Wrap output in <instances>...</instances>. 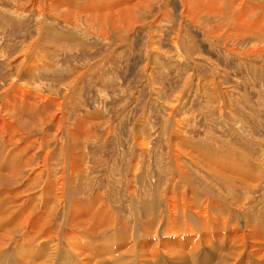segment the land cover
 Wrapping results in <instances>:
<instances>
[{"label": "rangeland", "instance_id": "374dc122", "mask_svg": "<svg viewBox=\"0 0 264 264\" xmlns=\"http://www.w3.org/2000/svg\"><path fill=\"white\" fill-rule=\"evenodd\" d=\"M122 8L123 11L117 12ZM0 20V91L11 75L29 64H33L31 73L36 90L39 87L42 94L61 99L71 90L65 117L80 140L71 144L76 160L73 161V184L76 181L69 186L68 197L73 195L72 202L78 203L74 209L82 208L78 214L91 211L90 216L94 208L90 207L91 210L80 201L91 195L100 197L98 205L108 209L107 214L115 222L105 230L100 226V215L93 216L96 220L88 218L87 223L94 230L83 228L85 233L81 228L84 220L76 216L77 225L73 222L71 227L73 234L67 228L62 230L64 235L55 230L53 251L49 249L50 244L41 245L43 239L35 236L38 228L32 225L29 241L17 233L0 249V264H39L41 258L47 257L50 264H82L86 259L81 257L83 254L89 257L83 264H88V259L89 264L99 261V264H120V261L121 264H179L180 258V264H219L226 260L220 239L228 234L229 225L235 219L243 224L238 214L237 218L232 215V222L223 228L216 223L217 230L203 232L196 226L197 231L187 233H180L183 230L174 223L175 216L173 220L169 216L175 232L166 234V200L161 197L167 193L166 186L169 185L168 191L173 189L175 179L181 185L179 176L168 165V147L171 138L179 139L183 134L186 135L183 136L186 146L181 144L186 152L183 162L198 170L190 172L189 183L194 188L191 187L187 197L199 206L198 201L208 195L210 201L222 199L225 206L232 208L236 202L231 197L239 192L247 215L264 220V184H257L250 195L253 199L247 200L244 189H239L245 185L238 181L246 175H224L236 188L226 186L227 181L207 172L206 166H212L210 159L200 161L196 154L203 150L207 151L206 158L251 160L257 165L255 157L260 146L264 147V0H0ZM50 32L55 33L52 47L48 45ZM32 54L39 60L37 65L30 58ZM174 94L179 98L173 110L170 104L175 102ZM175 120L185 123L180 136L174 128ZM32 127L20 141L31 142L26 148L28 154L44 134L37 125ZM137 135L144 143L143 151L134 145ZM9 146L13 147L10 143ZM36 151L34 155L38 159L42 148ZM15 152L24 156L16 149ZM0 173L8 177L11 171L0 168ZM26 174L24 170L15 183L24 184ZM129 180L134 182L131 190ZM3 186L0 187L3 193L11 188L6 183ZM55 205L49 208L45 219L61 222L62 212ZM179 213L177 208L176 214ZM212 215L214 219L220 216L215 210ZM187 220L188 224L196 225L189 217ZM157 222H160L157 230L160 247L156 245L157 237L152 236ZM218 232L220 236H216ZM32 237L39 241L35 242ZM137 239L141 247L137 246ZM17 251L27 255L19 256ZM141 254H145L146 260ZM241 261L249 262L248 259Z\"/></svg>", "mask_w": 264, "mask_h": 264}, {"label": "bare ground", "instance_id": "6f19581e", "mask_svg": "<svg viewBox=\"0 0 264 264\" xmlns=\"http://www.w3.org/2000/svg\"><path fill=\"white\" fill-rule=\"evenodd\" d=\"M193 4L194 3L192 2L191 6H193ZM197 5H198V3H196L194 6L197 7ZM41 7H43V6H41ZM123 10H124V8L120 9V11L118 10L117 12L120 13ZM13 12H15V10H13ZM71 16H73V15H71ZM50 33H51V34H49L50 37L48 36L49 37L48 39L50 40L48 42H50V43H48V45H49V47H52L55 45V42L53 41L55 33L54 32H53L54 34L52 32H50ZM24 56H27L26 51L24 52ZM34 57H35L34 54L30 55V58L37 65L39 63V60L36 59L37 57L34 59ZM32 68H33V64H29V65L25 66L24 68L18 69L17 72L15 73V75H13V76L11 75L6 87L5 88L3 87V90L0 91V168H6V169H9L11 171V174H9L8 177L4 176L3 173H0V178L5 177L4 179L0 180V187H4L3 185L5 183H6L7 187H11V188H8L5 193L0 191V228H1L0 229L1 230L0 231V249H4L7 245V243L10 242L11 238L14 237V234H17V233H20L22 235L21 238L23 237L26 240L31 239L30 235L33 232L31 233L30 231H32V229H34L33 226H36V228H38V229L37 230L35 229L36 232H34V234L38 239H40V240L43 239V242H41V245H43V247H44V245L46 243H48V245L50 244V248H49L50 251L51 250L53 251V249H56V248H53L55 230H57V231L60 230L62 232V234L64 235V233H63L64 231H62V230L67 228L68 233L70 235H71V233L73 234V231H72L73 228L71 229V227L73 226L74 223H76V225H77V222H75L76 216H79V218L84 220V223H83L84 227L83 226L81 227L82 230L84 228L90 232H92V230H94V228H89L91 225L87 223L88 218H90L92 220H96V217L100 215L99 223H101L100 226H102L103 229H105V230L109 229L112 226V224H115V222L113 223L112 222L113 218L109 217L112 215L107 214L108 209L106 210L103 207V205H101V206L98 205L99 203H97V200L99 201L100 197L97 199V197H93V195H91V197H89L83 201H80V204L82 203L83 205L87 206V208L88 207L94 208V212L92 213V216H90L91 211H84V212L81 211L82 213L78 214V212H79L78 210H81L82 208L81 209L79 208L78 210L74 209L75 203H76V205L78 203L72 202V200L74 201V199L72 198V196H73L72 193H71L72 196L68 197V195L70 194L68 192L70 189L69 186L74 185L75 181H76V179H75L74 184H73V175H72L73 171H74L73 161H76V160L72 155L73 151L71 149V144L75 143L76 140L79 141L80 138H78L79 137V136H77L78 134L75 133L76 131H72L73 128H72V130H71V128H69L70 126L68 125V121H67L68 119H66L67 117H65L67 115V114L65 115V109L68 107L69 103L71 102L70 97L72 95V92H71V90H69L68 92H65L64 97L61 99L53 98L50 95L42 94L41 89H39V87L37 88L38 90H36L37 86H36L35 82H33L34 78H32L33 75L31 73ZM78 74L80 75V72ZM81 75H82V72H81ZM76 85L78 86V84H76ZM65 86H67V85H65ZM212 86H213V84H212ZM202 89H203V87H202ZM206 90L207 89H205V91ZM210 90H212V89H210ZM178 96L179 95H177V94L173 95V99L175 100V102H173V100L171 101V102H173L172 104H170L171 109H173L172 107L174 104H177V100L179 98ZM179 101H180V99H179ZM171 102H169V103H171ZM179 103H181V102H179ZM220 104H221V102H220ZM173 110H172V112H173ZM222 111H223V109H222ZM170 115H172V113H170ZM78 118H80V117L78 116ZM81 119L82 118H80V120ZM223 120H224V122L227 121L226 119H223ZM79 122H81V121H79ZM82 123H83V120H82ZM174 124H175L174 128H176L177 133L180 136L183 128L185 127V123H181V122L177 123V120H175ZM35 125H37L39 127V129L42 132H44V134H42L43 137L41 136V137H39V139L36 138L38 140V145H37V147L34 146L35 148L31 154H28L26 148H27V146H29V144L31 142L28 143V141H27V142L20 143V141L22 142V140H23L22 137L26 136V134L29 132L30 126H31V128H33L32 126H35ZM72 125L74 126V123ZM142 126H143V124H142ZM79 128H81V127H79ZM84 131H82V132H84ZM2 134L4 135V138H2L3 137ZM183 136H186V135L183 134L182 137H180L179 139L176 137L178 140L176 138L174 140L171 138V141L169 142L170 148L168 147V153H169L168 165L170 164V166H169L170 169L173 172H175L176 175L179 176L180 181H181V185H179L180 182L177 183V180L175 179L172 183V186L174 185L173 189L168 191L169 185H168V187L166 186L165 187L166 189L164 188V190H166L167 193H163L164 197H161L163 200L164 199L166 200L165 201L166 202V208L165 209L167 212L166 219H165L167 221V225L165 228L166 234H167V232H175V226H174V224H172V221H169V219H168L169 216L170 217L172 216V220L175 216V219H174L175 222L174 223L181 226L179 229L183 230L181 232L179 231L180 233H183V232L187 233V232H192L193 230L197 231V230H195L196 226L203 232L205 230H209V231L217 230L215 228L216 223L219 225L218 227L223 228V227L227 226L228 223L232 222L231 221L232 215H235V217L237 218L236 214H238L239 218L241 217L243 224L240 225L241 222L238 221V219H235V221H233L234 224L231 223L229 225L230 231L228 232V234L227 233L223 234V236L221 237L220 240H221V243L224 244V249H225L224 252L226 254V256H225L226 260L222 261L219 264H264V225H263L264 220H260L261 221V223H260V221L257 219V217L255 215H252V216L247 215L248 213H246L244 211L243 205L241 204V201H240L242 197L238 196L239 192L237 193V196L231 197L232 200L236 202V205L232 206V208L227 207V205L225 206L222 199H220V201H222V203L219 200L215 201V199H214V201H210L211 198L209 199L208 195L202 201H201L202 198L200 197L201 198L200 199L198 197L200 199L198 201L199 206L196 205L197 202L194 199H189L187 197L190 195L189 191H191L190 190L191 187H193L189 183L190 172L191 171L196 172L198 170L197 169L193 170V169L187 167L188 165L186 166V163L183 162L184 158L186 157V156L184 157V155H186L185 150L181 149V144L184 143L183 140H184V138H186ZM134 140H135L134 141L135 147L137 146L140 149V151H143L144 143H142L143 141H141V136L137 135V138H135ZM71 141H72V143H71ZM52 142H53V145L51 144ZM263 142L264 141H262V143ZM9 143L16 150L20 151L22 153V155H24V156H19L18 154H16L15 149L13 147H10ZM185 143H184V145H185ZM262 146H263V144H262ZM262 146H260L261 148L259 149V151L255 157L256 159H258L257 165H255L251 160H248L247 162H242V161L237 160V159L236 160L235 159L223 160L220 158H217V159H212L210 157L206 158L207 151L204 152L203 150H202L203 152L202 151L196 152V154H197L198 158H200V161H202V160L205 161V160L210 159L209 164H211L213 167L212 166H210V167L206 166L208 168L207 172H209L213 176H217V177L219 176L218 178L220 180L222 179V180L227 181L226 186L232 187V185L234 183H233V181L226 179L225 176H228V177L230 175L238 176L239 173H243V175H246V177H243L242 180H238L241 184L245 185V187H243V188L237 187V189L239 188V189H241V191H242V189H244L245 198L247 200H249L250 198H252V197H250V195H251L252 191L255 189V187L257 186V184H264V147H262ZM39 148H42V154H41V157H39L40 160H38L39 158L38 159L35 158V155H34L37 153L36 150H38ZM134 153H135V151H134ZM190 155H192V154H190ZM213 155H214V153H213ZM213 155H212V157H213ZM193 157H195V156H192V158ZM4 161H7V163L4 164ZM198 163H199V161H198ZM75 164H76V162H75ZM130 164H132V163H130ZM24 170L27 171V174L23 178L24 184L15 183V181L22 176ZM79 170H81V169H78V171ZM228 170H229V174L226 173ZM168 171H170V170L168 169ZM260 171L262 173H260ZM195 172H194V175H195ZM81 175H83V173ZM193 179H195V178H192V180ZM233 180H237V179H234V177H233ZM132 183H134V182H131V180H129V182H128L129 190H131L133 188ZM238 186H241V185H238ZM209 188H210V186H209ZM73 190H74V188H73ZM171 191H176V193L171 192ZM193 191H195V190H193ZM210 191H212V190H210ZM226 191H227V189H226ZM228 191H231V190L228 188ZM169 193H172L173 196L169 195ZM212 195H213V193H212ZM195 196H197V195H195ZM262 196H263L262 200L264 202V193ZM245 198L243 197V199H245ZM78 199L76 198L75 200L78 201ZM246 199L244 201H246ZM226 200H227V198H226ZM175 201H176V203H175ZM99 202H101V201H99ZM55 203L58 204L57 207L62 212L61 222H59L58 219H57V222H53L54 219H53V221L52 220L49 221L48 218L45 219V215L47 214V211L50 210L49 208L56 206ZM220 206L224 210L225 213L222 211V209H220ZM81 207H83V206H81ZM93 208L92 209L90 208V209L93 210ZM108 208H110V207H108ZM177 208H179V210H180L179 214H176ZM110 210L111 209H109V211ZM214 210L216 212L217 211L219 212L220 216H216V219H218V220L214 219V216L212 215ZM52 211H53V209H52ZM225 214H227V215H225ZM48 215L50 216V214H48ZM256 215H257V213H256ZM260 215L262 216V214H260ZM93 216H96V217H93ZM177 217H178L179 222L177 220ZM188 217L192 221H194V224H196L195 226L188 224V220H187ZM50 218H52V216H50ZM162 219H163V217H162ZM159 223L160 222H157L156 227L154 229V234L152 236L157 237V230L159 232V229H158ZM145 224L147 225V223H145ZM80 226H81V224H80ZM76 227H79V226H76ZM97 229L99 230V228H97ZM75 230H77V229H75ZM100 231H102V229ZM119 231H121V230H119ZM77 233L79 234V232H77ZM90 234H92V233H90ZM169 234H167V235H169ZM55 235H56V233H55ZM142 235L143 234H141V236ZM164 235H165V233H164ZM172 235H174V234H172ZM218 235H219V232L216 234V236H218ZM33 237H32V239H33ZM88 237H90V236H88ZM109 238H111V237H109ZM129 238H132V237L130 236ZM141 238H143V237H141ZM158 239H159V236L156 238V243H157L156 245L157 246L162 244V243H160V241ZM216 239H218V238H216ZM129 240H131V239H129ZM207 240H208V238H207ZM38 241H35V242H38ZM137 241H138V239H137ZM170 241H172V240H170ZM218 242H220V241H218ZM26 243H28V242H26ZM139 243L140 242L138 241L137 246H140ZM211 243H213V242H211ZM41 245H40V248L42 247ZM195 245H196V243H195ZM197 245H198V243H197ZM38 246H37V248H38ZM129 246H130V244H129ZM177 246H179V245H177ZM45 247H46V245H45ZM155 247H154V250H155ZM166 247H167V245H166ZM192 247L194 249L193 244H192ZM215 249H213V250H215ZM76 250L78 251V249H76ZM108 250H110V249H108ZM168 250L170 251V249H168ZM124 251H125V249H124ZM139 251H143V250L139 249ZM211 251H212V249H211ZM79 252H81V251H79ZM157 252H159V251H157V249H156V254H157ZM174 252H176V251L174 250ZM174 252H173V254H174ZM180 252H181V250H180ZM182 252L184 253V251H182ZM187 252H188V250H187ZM108 253L112 254L111 252H108ZM137 253H138V251H137ZM142 253H144V251ZM17 254H19V256L20 255H22V256L27 255V253L20 252V251H17ZM77 254H78V252H77ZM170 254H171V252H170ZM54 255H55V253H54ZM141 255H143V254H141ZM148 255H150V254H148ZM163 255H164V253H163ZM39 256H41V255L39 254L37 258H39ZM50 256L52 257V255H49V257ZM144 256H145V254L143 256H141V258L142 257L144 258ZM177 256H178V253H177ZM245 256L248 258H245ZM44 257H46V254ZM78 257H80V256H78ZM81 257L86 258V259L89 258L86 256L84 257V254ZM148 257H150V256H148ZM146 258H147V256H146ZM153 258H152V260H153ZM194 258H195V256H194ZM86 259H83L84 262H83V260H82V262L85 263ZM124 259H125V257H124ZM175 259H177V258H175ZM182 259H184V257ZM192 259L193 258L191 255V260ZM206 259H207V257H206ZM241 259H248L249 262L247 263L246 261H241ZM80 260H81V258H80ZM88 260H87V262L89 264L90 261H88ZM90 260H91V258H90ZM120 260H118V262ZM170 260H169V262H171ZM177 260H178L179 264H180V262H182L181 258H180V260L179 259H177ZM19 261H21V260H19ZM149 261H151V260H149ZM196 261H194V262H196ZM38 262H39V264H50L51 263V261L48 259V257H47V259L41 258V260ZM99 263H100V261H99ZM104 263L105 262H103L102 264H104ZM185 263H186V261H185ZM94 264H95V262H94ZM120 264H121V261H120ZM126 264H127V262H126ZM155 264H157V262ZM186 264H188V262ZM201 264H203V263H201ZM208 264H210V262Z\"/></svg>", "mask_w": 264, "mask_h": 264}, {"label": "crops", "instance_id": "0c3cea01", "mask_svg": "<svg viewBox=\"0 0 264 264\" xmlns=\"http://www.w3.org/2000/svg\"><path fill=\"white\" fill-rule=\"evenodd\" d=\"M77 6H79V5H77Z\"/></svg>", "mask_w": 264, "mask_h": 264}]
</instances>
